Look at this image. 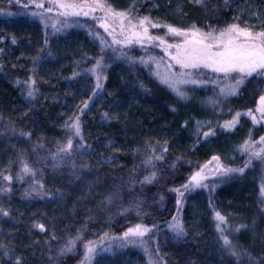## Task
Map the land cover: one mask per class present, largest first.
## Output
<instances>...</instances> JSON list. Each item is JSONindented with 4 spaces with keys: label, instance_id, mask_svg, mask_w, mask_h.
Masks as SVG:
<instances>
[{
    "label": "trees",
    "instance_id": "16d2710c",
    "mask_svg": "<svg viewBox=\"0 0 264 264\" xmlns=\"http://www.w3.org/2000/svg\"><path fill=\"white\" fill-rule=\"evenodd\" d=\"M244 1L228 0L225 5L224 0H205V6L201 7L191 0H184L177 8L173 5L164 8L165 3L161 0H157L159 8L155 5L156 0H106V3L115 11L147 15L161 25L188 27L195 23L201 28L209 24L223 28L236 23L237 8ZM32 10L16 5L14 0L11 4L9 0H0V188L8 185L4 175L13 176L11 192L0 193V207L10 212L9 217L0 215V243L12 250L10 256H4V249L0 248V264H12L17 255L23 257L24 264H81L83 244L87 240L96 241L104 233L120 237L128 227L138 222L158 226V230H153L155 235L151 249L158 246L160 256L167 264H237L220 247L213 219L214 209L227 217L232 228L246 226L233 237L242 250H247L240 264H264V204L257 161L245 168L243 173L217 179L212 189H196L185 194L180 211L187 230L183 239H173L167 227L177 209L176 195L169 191L170 188L179 187L213 155L220 156L221 163L228 167L244 165L245 157L237 151L238 146L249 137L259 140L263 128L242 113L256 107L259 96L264 94V78L249 79L238 95L221 99L220 105L213 108L208 103L209 89L190 91L189 100L177 102L175 95L157 82L151 74L152 69L139 63L130 66L126 60H115L107 70L103 96L90 112L81 116L84 140L91 145V150L90 155L74 158L77 164L90 163L93 167L82 181L76 180L68 175L70 168L53 170L48 165L51 163L50 153L55 152L59 144L65 143L63 122L76 113L78 107H82L81 98L90 94V79L68 78L77 67L75 61H83L85 54L89 57L101 54L99 40L90 35V32L100 34L98 20L74 17L69 19L72 27L54 32L51 27L45 29L38 17L31 16ZM49 15L50 23L60 19ZM93 15L100 17L103 14L97 11ZM249 26L264 30V21ZM150 32L164 36L166 29L154 28ZM45 35L48 37L45 52L51 51L52 55L37 68L36 80L40 91L37 99L30 102L26 99L27 89L16 81H24L32 74L34 56L45 55L39 52V48L44 46ZM13 36L17 39L15 45L11 43ZM166 38L170 41L178 39ZM126 50L131 56L140 57L145 56L149 49L135 46ZM58 52L64 54V66L55 79L44 80L41 69ZM104 55L111 61V50ZM90 64V60L82 62L79 69ZM138 81H143L149 90L141 89ZM78 83L85 85L77 87ZM173 107L176 111H172ZM105 111L113 118L103 120L102 113ZM236 112L241 116L231 130H220L207 139H200L198 144H191L184 128L185 121L216 118L221 125L233 118ZM8 128L16 129V133L6 131ZM20 131L31 132V139L19 136ZM164 140L168 141L169 151L166 162L159 169V180L144 188L145 195L140 194V185L136 184L134 189L129 188L124 193L122 200L101 211L100 201L104 194L119 185H128L130 176L142 177L145 173L142 165L145 143L157 145V141L163 144ZM109 141L113 143L110 145ZM38 143L44 147H37L34 153L32 149ZM114 148L122 151L116 152ZM137 149L141 151L137 152ZM231 151L235 155L233 159L228 156ZM110 156L117 157L115 164H97L98 160ZM20 157L43 173L40 175L38 172L37 178L43 181L47 191L60 189L64 199L54 202L38 195L26 197L25 191L32 181L28 178L23 181L16 179ZM177 157L176 167L170 168L168 164ZM97 177L99 182L92 185L89 194V182L96 181ZM160 195L164 196L163 202L159 200ZM138 196L144 199L141 212L147 215L138 217L132 207ZM123 208L130 210L121 214ZM33 222L46 223L47 232L40 233L34 229ZM53 232L58 239L50 238ZM78 233L82 239L77 241L76 247L58 256L60 247ZM104 246H108V241ZM92 264H149V260L142 248L127 245L100 251Z\"/></svg>",
    "mask_w": 264,
    "mask_h": 264
},
{
    "label": "snow or ice",
    "instance_id": "6c2138e0",
    "mask_svg": "<svg viewBox=\"0 0 264 264\" xmlns=\"http://www.w3.org/2000/svg\"><path fill=\"white\" fill-rule=\"evenodd\" d=\"M16 5H20L24 9H34L30 12L33 17H38L40 23L45 29L51 27L54 32H60L65 28L72 27L73 24L69 22L70 17H88L92 15L93 19L99 21V26L112 37L111 43L100 36L98 32L90 35L94 39L99 40L100 55L89 57L87 54L84 60H77L74 63L77 65L73 69L71 77L68 79H90L91 90L90 94L81 98L82 107H78L76 113H72L68 120L63 122V127L66 129L64 134L65 143L59 144L55 152L50 153L51 163L48 165L53 170L68 167L71 171L68 173L70 177L76 180H83L89 171L92 170L93 165L90 163L77 164L74 157H83L90 155L91 145L85 143L83 135V121L81 116L86 112H90L95 106L105 91V82L107 80V70L111 67V63L115 60H126L130 66L137 63L148 67L150 70L155 66V70L151 74L158 80L159 83L166 86L177 98V102L187 101L190 99L189 92L194 91L196 87L206 86L211 83L214 89H218L215 97L209 98L213 108L220 105L221 99H227L231 96L238 95L241 87L251 78H264V30H257L254 27H242L239 23H230L223 28H215L212 25H207L205 28L197 26L195 23L188 27H179L173 24H158L152 21L151 17L137 16L130 11H115L106 0H14ZM197 6H205V0H191ZM13 3V0H9ZM225 5L228 0H224ZM56 9V15L63 17L51 22L49 14L53 13ZM99 11L103 15L96 17L93 15ZM238 19V17H236ZM118 24V30L116 25ZM59 25V26H58ZM83 27V25H76ZM165 28L164 36L154 35L150 29ZM171 36L178 38L176 42H169L166 38ZM11 43L15 45L17 39L12 37ZM44 46L39 48V52H44L45 55L37 54L32 58L31 75L24 81L17 80L16 83L22 85L27 89L26 99L28 101H35L39 95V87L37 86L36 77L38 75L37 68L42 62L52 55L51 51L45 52V47L48 44V37L45 35ZM139 45L142 49L148 46L161 47L165 56L168 58V63L164 64V71L161 72L160 68L163 63L154 56H140L133 57L126 50L131 45ZM119 45V47H113ZM107 50H111L112 59L104 55ZM2 51V49H0ZM91 61L89 67L79 69L82 62ZM15 67V65H13ZM2 68V65H0ZM176 69V70H174ZM210 72L212 77H208L207 73ZM139 87L145 91L149 89L143 81H138ZM191 86V87H189ZM111 95V93H109ZM172 111H176L175 107ZM255 112L260 114V119H264V94L258 98V105ZM247 115L252 118L254 124L259 123L260 120L254 115L253 110L249 109ZM241 113L236 112L231 120H226L220 127L230 129L235 127ZM113 116L109 112L102 113V119L107 121L112 119ZM2 119V117H0ZM184 127H187L185 121ZM207 127L208 131L203 132V138L207 139L209 136L215 135V131L211 126V122H202L197 120L195 122V135L197 137V144L200 143L201 130ZM13 134L16 129L8 128ZM31 132L20 131L19 136L31 139ZM110 145L112 141L108 142ZM157 145H160L157 147ZM157 145L145 143L143 148V161L142 165L145 173L142 177L132 175L129 177L128 185H119L113 190L108 191L103 195L100 201L101 211L115 202L122 200L124 193L133 188L136 184L140 185V194H144V188L149 185H154L160 178L159 169L163 167L166 162V153L169 151V144L167 140ZM43 148L42 143H38L32 151L35 153L36 148ZM114 151L120 152L122 149L114 148ZM140 152L141 149H137ZM238 151L246 156L244 165L237 168H232L221 163V157L213 155L211 160L203 165H199L182 183L179 187L170 188L169 191L176 193V214L168 221L167 227L172 233L173 239L179 241L187 235V230L183 219L180 216V211L183 205V198L186 193L198 188H209L206 181L209 180L210 175L219 176L221 178L230 176L234 173H243L254 161L264 162V136H260L259 140H252L251 137L246 139L238 146ZM47 159V157H45ZM179 157L170 162L168 166L175 168ZM117 157L110 156L107 159L98 160L97 164H115ZM38 172L40 170L32 167L24 157L19 159V172L16 179L23 181L26 178L31 179L32 183L25 191L26 197L38 195L41 198L47 197L52 201L64 199V194L60 189L54 192L47 191L45 184L42 180L38 179ZM40 175H43L40 172ZM4 181L8 182L6 187L0 188V193L11 192V184L13 176L7 174L3 176ZM99 177L96 181L89 182L88 193L92 192V185L98 184ZM214 187V185H213ZM261 197H264V183L260 188ZM160 202H163L164 196H159ZM144 204V199L140 196L137 197L134 205L136 215H147L142 213L141 208ZM129 208H123L121 214L129 211ZM89 211H91L89 209ZM0 215L9 217L10 212L3 207H0ZM213 219L215 221V229L217 238L222 250L240 264L243 256L247 252L246 249H241L234 240V234H238L240 229L246 227L238 225L232 228L228 224L227 217L220 211L213 210ZM32 227L39 230L40 233L47 232V226L44 222H33ZM154 229L158 230L156 224L147 225L142 222L135 223L134 226L128 227L120 237H110L108 233H104L96 241L87 240L83 244L84 255L81 264H92L95 256L100 251H111L113 246L124 248L127 245H136L143 249L144 253L149 257V264H167L160 256V249L157 246L154 250L150 249L149 241L155 233ZM52 240L58 239L53 232L50 237ZM82 239L78 233L60 247L57 255L62 256L67 252L72 251L77 241ZM105 241H108V246L105 247ZM118 241L117 244L113 242ZM48 241H45L47 243ZM0 248L4 249L3 255L10 256L12 250L7 248V245L0 243ZM14 254V253H13ZM249 259H251L250 254ZM51 259V257H50ZM12 264H24L22 256L17 255L12 261Z\"/></svg>",
    "mask_w": 264,
    "mask_h": 264
},
{
    "label": "rangeland",
    "instance_id": "374dc122",
    "mask_svg": "<svg viewBox=\"0 0 264 264\" xmlns=\"http://www.w3.org/2000/svg\"><path fill=\"white\" fill-rule=\"evenodd\" d=\"M161 2L165 3L164 4V8L171 7L172 5L174 6V8H177V7H180V5L184 2V0H161ZM155 5H156L157 8H159L158 7L159 5L157 4V0L155 2ZM51 14L52 15H56V9H54L53 13H51ZM236 17H238V19H236ZM59 18L63 19V17H59ZM71 18H74V17H70L69 19H71ZM78 18H83V19H88V20H92L93 19L92 15H90L88 17L80 16ZM235 20H236V23H239L241 26H249V25L262 23L264 21V0H245L243 5H241V6H239L237 8V11H236V14H235ZM97 27L100 28V36L104 37L105 40H107L109 43H111L112 37L109 36L108 33L105 32L104 29L99 26V21L97 22ZM116 27H117V30H118V27H119L118 24L116 25ZM176 41H170L169 40V42H176ZM135 46L140 47L139 45L133 44V45L129 46L128 49L130 47H135ZM113 47H119V45H114ZM146 49H149V50L145 52L146 53L145 56H148V55L154 56L158 60H162L163 61L162 65H161V68H160V71L163 72L164 71V66L163 65L168 63V58L165 56L162 48L161 47L148 46ZM63 59H64V54H62L60 52L56 53V56L54 58H52V60L46 62L45 65L43 66V68L41 69V77L44 80H53V79H55L56 76L59 74L60 70L64 66ZM154 70H155V66L153 65L152 66V71H154ZM174 70H176V69H174ZM207 76L208 77H212V74L210 72H208ZM84 80L89 81L88 79H84ZM157 82H158V80H157ZM159 84L163 85L161 83H159ZM80 85H83V86H81V88H82V87H84L85 84L84 83H78L77 87H79ZM164 87H166V86H164ZM189 87H191V86H189ZM198 88L199 89L202 88L205 91H206V89H209L210 90V95H208L209 98L215 97L216 92L218 91V89H214V87H213V85L211 83L207 84L206 86L196 87L195 89H198ZM231 97H233V96H231ZM228 98H230V97H228ZM222 100H224V99L222 98ZM257 105H258V101L256 103V107H257ZM256 107L253 109V113L260 120L259 124L263 128V135L262 136H264V119H260V114L255 112ZM242 115L244 117H248L247 112H243ZM197 120L202 121V122L210 121L211 122V126H212L213 130L215 131V133L216 132L218 133L220 130L224 131V130H231L232 129V128L224 129L222 127L219 129L220 125H218V120L216 118L202 117L200 119H194V120H192V122H187V127H184L186 129V133L190 137L191 144L192 143L193 144L197 143V137L195 135V122ZM221 125H223V124H221ZM204 131H208V128L207 127L202 128L200 139H204L203 138V132ZM228 156L230 158H232V159L235 157V155H233L232 151L228 154ZM244 157H245V160H246V156H244ZM257 162H258V170H259V179H260V183L262 184V183H264V162H260V161H257ZM219 178H221V177H219L218 175L217 176L210 175L209 180L206 181V183L209 184V188L208 189H212L213 185L216 184L217 179H219ZM198 189H203V188H198ZM175 195H176V193H175ZM262 200H263V204H264V197H262ZM152 241H153V237L149 241L150 249L152 247V245H151ZM148 260H149V257H148Z\"/></svg>",
    "mask_w": 264,
    "mask_h": 264
}]
</instances>
